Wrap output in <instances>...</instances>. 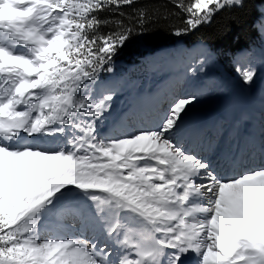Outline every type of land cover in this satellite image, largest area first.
<instances>
[{"label": "snow or ice", "instance_id": "snow-or-ice-1", "mask_svg": "<svg viewBox=\"0 0 264 264\" xmlns=\"http://www.w3.org/2000/svg\"><path fill=\"white\" fill-rule=\"evenodd\" d=\"M134 2L0 0V264H264V161L237 170L187 143L194 94L149 127L112 115L101 75L148 31L146 9L119 11ZM171 2L176 37L245 4Z\"/></svg>", "mask_w": 264, "mask_h": 264}, {"label": "rangeland", "instance_id": "rangeland-1", "mask_svg": "<svg viewBox=\"0 0 264 264\" xmlns=\"http://www.w3.org/2000/svg\"><path fill=\"white\" fill-rule=\"evenodd\" d=\"M257 28L260 34L258 44L249 50L239 51L231 58H228L227 61L221 59L219 53L212 45L209 46L198 43L186 49L182 47L180 43H176L175 45L169 44L159 47L153 55L148 56L143 61L139 69L130 70L127 68L125 70L119 69L118 71L112 72L110 76L102 80V82L104 88L110 89L113 95V100L111 102L113 117L121 115L125 117V120L122 122L123 130H132V127H130L132 125L135 127H149L153 123L155 114L175 96L194 94L197 96V101L189 107L187 115L183 118L182 126L186 129L185 140L187 139V143L197 148L198 151H201L199 150L200 145H206V147H209V150H204L203 154L210 157H215V153L222 152L216 159L222 161L227 158L226 156L228 153L235 152L237 143L240 144L238 136L239 131L246 130V128L249 130L251 128L247 114H252L255 115L258 120L256 144L261 149H248L247 145L246 150L239 151L236 155V168L237 170H242L244 165L251 166L264 161V100L260 97V94L264 92V9H260ZM200 58H202L206 64V72L203 75H201V70L204 66L200 62ZM179 62L184 63L186 69L181 73V83L174 82V84L172 83L171 76L174 75L176 65ZM237 66L255 69L256 75L252 83L246 84L242 81L236 70ZM193 77L199 80L201 86L203 85V91L198 93H181L179 88L185 87V83H191L189 80ZM185 80L186 82L183 83ZM168 88L169 93H167ZM156 89H158V102H155L147 111L140 109L142 106L149 104L148 101H151V99L143 103L142 101H144L145 97L150 96L149 93L153 94ZM148 91L150 92L148 93ZM236 95L240 98L242 106H236L235 116L241 113L244 118L241 117L237 122H232V134L226 138V131L228 129L227 124H229V120L232 121L231 116H228V122L226 118H224L218 122L216 130L210 131L209 128L198 130L199 133L197 132V134L193 136L192 142H189V136L193 135L192 128L195 125V123H193L194 125L192 124V120H199L205 123L215 113L223 114L221 111L226 108V104L230 97ZM251 101H253L256 106H262L261 110H254ZM210 110H212V113L209 112ZM231 115L234 116V114ZM195 116L198 118H194ZM233 121H235V119H233ZM197 125L198 123L196 126ZM105 130L108 131L109 129ZM47 146L54 145L49 141ZM247 150L251 151L249 153L250 155L247 153ZM222 154L226 156L222 157ZM229 174H232L230 170ZM76 224L79 226V223ZM54 225L55 224H52L51 227ZM192 256L196 264V257L193 254Z\"/></svg>", "mask_w": 264, "mask_h": 264}, {"label": "trees", "instance_id": "trees-1", "mask_svg": "<svg viewBox=\"0 0 264 264\" xmlns=\"http://www.w3.org/2000/svg\"><path fill=\"white\" fill-rule=\"evenodd\" d=\"M138 8L146 9L150 16L146 25L148 31L143 38L128 43L114 57L112 72L127 68L137 69L142 61L159 47L176 43L186 48L198 42L212 45L222 60L227 61L238 51L249 50L256 45L259 39L256 22L259 18V8H264V0H246L243 8L223 10L210 24L202 25L182 37H176L172 32L174 27L182 26V17L171 0H135L131 6H124L119 11L125 13L124 19L127 20ZM99 15L110 17L115 13L105 11ZM112 72L102 73L101 80L107 79Z\"/></svg>", "mask_w": 264, "mask_h": 264}, {"label": "bare ground", "instance_id": "bare-ground-1", "mask_svg": "<svg viewBox=\"0 0 264 264\" xmlns=\"http://www.w3.org/2000/svg\"><path fill=\"white\" fill-rule=\"evenodd\" d=\"M200 46H201V44H200ZM203 58V57H202ZM202 58H200V62L203 64V66H204V68L201 70V75H203V74H205V66H206V64L204 63L205 61L202 59ZM197 59V58H196ZM195 59V60H196ZM199 59V58H198ZM172 64V63H171ZM176 64V63H175ZM174 67V66H173ZM185 64L184 63H181V62H179L177 65H176V70H175V72H174V75H172L171 77H172V83H174V82H176V83H178V82H180V81H182L181 79V77H182V74L181 73H183L184 71H185ZM200 71V70H199ZM184 75H186V74H184ZM184 75H183V77H184ZM192 75V74H191ZM190 75V76H191ZM207 75V74H206ZM205 75V76H206ZM167 76V75H166ZM193 76V75H192ZM204 76V77H205ZM188 78V77H187ZM186 78V79H187ZM198 78V77H197ZM189 80V79H188ZM209 80V79H208ZM212 80V79H211ZM191 83H185L186 82V80L183 82V83H185L184 84V86L185 87H181V89L179 88V91L181 92V93H198V92H202L203 91V88H202V86L199 84V80H197L195 77H193L191 80H189ZM163 82V81H162ZM188 82V81H187ZM181 83V82H180ZM182 83V84H183ZM175 84V83H174ZM159 85V84H158ZM264 86V85H263ZM153 88H155V87H153ZM184 88V89H183ZM189 90V91H188ZM147 91V90H146ZM157 91H158V89H156V90H154V92H153V94H154V97H153V94L152 93H149L150 91H148V93L150 94V96L149 97H145V99H144V101H142V103L143 102H147L148 100H150L151 99V101H148L149 102V104H147L146 106H140L141 108L140 109H142V110H144V111H147V109L148 108H150V107H152V105L155 103V102H158V97H157ZM184 91V92H183ZM263 91H264V87H263ZM148 93H147V95H148ZM167 93H169V88L167 89ZM264 92L262 93V94H260V97L264 100ZM146 95V96H147ZM137 97V96H136ZM153 97V98H152ZM140 101V100H139ZM254 102H255V100H254ZM139 103V102H138ZM251 104L253 105V109L254 110H261V107H259V106H256V105H254V103H253V101H251ZM237 105H240V106H242V103L240 102V98L236 95V96H231L230 97V99L228 100V103L226 104V108L225 109H223V111H221V113L223 112V114H220V113H215L214 115H212L209 119H208V121H206L205 123L203 122H200L199 120H192V124L193 123H195V125H194V127L192 128V134L193 135H190L189 136V142H192V139H193V136L194 135H196L197 134V132H198V130H200V129H210V131H213V130H216V128H217V126H218V122L219 121H221L222 119H224V118H226V120H227V122H228V116L230 117L231 116V120L232 121H230L229 120V124H227V127H228V129H227V131H226V138H228V136L230 135V134H232V132H231V130H232V122H237V120L239 119V118H241V117H243V115L240 113V115H238V116H235V110H236V106ZM136 108V107H135ZM264 108V107H263ZM139 109V110H140ZM138 110V111H139ZM141 111V110H140ZM133 113V112H132ZM225 113V114H224ZM134 114V113H133ZM231 114H234V116L233 115H231ZM209 115V114H208ZM225 115V116H224ZM246 117V116H245ZM247 117H249V123L251 124V128L249 129V130H247V128H246V130H242V131H239V134H238V136H239V141H240V144L239 143H237V149L235 150V154L234 153H228V155L226 156L227 158H230L233 154H234V156L235 157H237L236 155L239 153V151L241 152L242 150H246V146L248 145V149L249 148H251V149H253L254 148V150H257L259 147H258V145L256 144V131H257V122H258V120H257V117L255 116V115H252V114H247ZM194 118H198L197 116H195ZM244 118V117H243ZM233 119H235V121H233ZM246 121V120H245ZM198 123V125L196 126V124ZM191 125V124H190ZM131 127V126H130ZM191 129V128H190ZM128 130V129H127ZM199 133V132H198ZM245 133H247V134H249L250 136H246L245 135ZM187 140V139H186ZM194 141V140H193ZM242 141V142H241ZM47 146V145H46ZM209 147H206V145H200V148H199V150H202V151H207V150H209L208 149ZM261 148H259V150H260ZM251 151H248L247 150V153L249 154ZM221 153L222 152H220V153H215V157H212L213 159H217L218 158V156H220L221 155ZM250 155V154H249ZM225 156H223V154H222V157H225ZM221 161V160H220ZM234 167H237V164L234 166ZM231 171V170H230ZM53 220L55 221V217H53ZM57 223H60V224H63V225H74V224H76V223H79L80 224V219H79V217L78 216H75V215H72V214H68V213H65L64 215H63V218H62V220H60V221H58ZM53 224H55L54 226H53V228H55L56 227V223H53ZM78 224H76L75 226H77ZM77 227H79V226H77ZM194 255V254H193ZM194 261H195V259H194V257H193V261L190 263V264H195L194 263Z\"/></svg>", "mask_w": 264, "mask_h": 264}]
</instances>
